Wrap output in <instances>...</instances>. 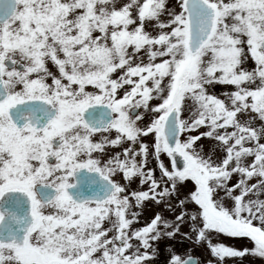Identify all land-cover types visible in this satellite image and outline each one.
Wrapping results in <instances>:
<instances>
[{
  "label": "snow or ice",
  "instance_id": "obj_1",
  "mask_svg": "<svg viewBox=\"0 0 264 264\" xmlns=\"http://www.w3.org/2000/svg\"><path fill=\"white\" fill-rule=\"evenodd\" d=\"M161 256L264 264V0H0V264Z\"/></svg>",
  "mask_w": 264,
  "mask_h": 264
},
{
  "label": "rangeland",
  "instance_id": "obj_2",
  "mask_svg": "<svg viewBox=\"0 0 264 264\" xmlns=\"http://www.w3.org/2000/svg\"><path fill=\"white\" fill-rule=\"evenodd\" d=\"M219 90H220V89L217 88V91H219ZM153 210H154V209H151V208L146 209V215H151V212H152ZM165 243H167V242H165ZM225 243H227V244H234L237 248H241V247L249 246V245L247 244L246 241H233V240H227V241H225ZM177 246L180 247V245H177ZM163 247H164V244L162 243V244H161V248L163 249ZM196 254H197V255L200 254V253H199V250L197 251ZM158 264H163V256H161L160 261L158 262ZM245 264H248V262L245 261ZM255 264H260V261H259V260H256Z\"/></svg>",
  "mask_w": 264,
  "mask_h": 264
}]
</instances>
